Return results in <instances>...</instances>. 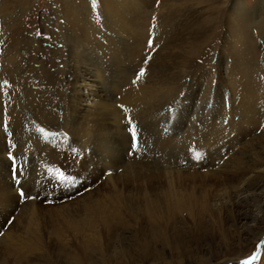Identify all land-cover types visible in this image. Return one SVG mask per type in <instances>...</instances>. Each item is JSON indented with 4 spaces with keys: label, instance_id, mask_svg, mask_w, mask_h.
I'll return each mask as SVG.
<instances>
[{
    "label": "bare ground",
    "instance_id": "6f19581e",
    "mask_svg": "<svg viewBox=\"0 0 264 264\" xmlns=\"http://www.w3.org/2000/svg\"><path fill=\"white\" fill-rule=\"evenodd\" d=\"M35 2L0 0V15L5 17L0 24V264H182L186 249L177 231L193 234L199 241L202 224H207L212 242L208 258L198 264H209L214 257L216 236L220 247L228 246L230 239L242 245L246 234L264 224V215L260 216L264 214V17L262 26H254L255 7H248L244 0H165L170 6L159 7L155 17H150L155 0H57L54 6H66L62 15L54 10L38 13ZM261 4L264 1L254 6ZM14 13L22 16L15 19ZM175 21L178 33L173 32ZM220 24L223 32L215 33L219 44L210 43L212 48L198 55L207 34ZM149 39L161 47L151 62L157 76L146 87L126 88L116 100L130 79V66L139 64ZM67 43L68 63L61 53ZM23 46L33 52L22 61L35 68L49 63L60 74L50 90L59 104L52 111L61 121L57 129L47 125L27 133L28 114L20 106L43 93L41 85L30 68L3 71ZM169 95L177 110L172 121H155L157 147L151 148H157L160 156L168 154L173 172L157 171L149 166L150 160V168L128 164L118 177L81 193L109 168L123 167L127 159V137L115 103L132 110L145 105L148 110ZM43 108L38 107L44 114ZM149 111H144L147 116L152 114ZM24 138L54 171L73 160V170L86 169L87 174L67 190H56V172L35 194L25 189L34 198L23 203L15 218L20 200L10 179L8 156L15 155L13 148ZM194 144L198 149H192ZM183 145L192 146L180 154ZM209 149L215 152L205 158ZM114 150L119 155L115 159ZM199 173L203 174L195 175ZM253 193L263 197L261 204L252 206ZM201 245L196 246L197 253H202ZM253 261L254 257L240 264Z\"/></svg>",
    "mask_w": 264,
    "mask_h": 264
},
{
    "label": "rangeland",
    "instance_id": "374dc122",
    "mask_svg": "<svg viewBox=\"0 0 264 264\" xmlns=\"http://www.w3.org/2000/svg\"><path fill=\"white\" fill-rule=\"evenodd\" d=\"M164 1L165 0H155V3H156V5L155 6H151V8H150V11L152 12V13H154L153 15H151L150 14V17H155V16H157V14L159 13L160 14V12H161V10H158V8L160 7V8H164V9H168V6H170V3H168L167 5H165L164 4ZM260 1H264V0H244V2L246 3V5L248 6V7H255V10H254V12H255V16H256V25L254 24V26H257L258 27V24H260L261 26L263 25L262 24V22L260 21V19L261 18H263L264 17V6H262V4L261 5H259L258 7H256V6H254V5H256L258 2H260ZM57 2V0H36V2H35V9L37 10V12L38 13H43V12H48V11H51V10H54L55 12H59L60 11V13L59 14H61L62 15V13H61V11H63L64 10V7H66V6H54L55 5V3ZM158 2V3H157ZM53 3V4H52ZM162 3V4H161ZM52 4V5H51ZM175 6H177V3H176V5ZM153 7H155V8H153ZM171 8V7H170ZM60 9V10H59ZM152 9V10H151ZM153 10H155L154 12H153ZM160 11V12H159ZM18 13H14L13 14V16H15V17H13V18H15V19H18V18H20L21 16H22V14L21 13H19L18 15H17ZM263 16V17H262ZM221 18L220 19H222V16H220ZM4 18L5 17H3V16H1L0 15V24L3 22V20H4ZM2 21V22H1ZM9 21H13V20H9ZM173 23V22H172ZM178 23V24H177ZM221 23V22H220ZM258 23V24H257ZM176 24V25H175ZM173 25V27H175V30H173V27H172V30H173V32L174 31H177V33L178 32H180V30H179V22H177V21H175V23H173L172 24ZM220 26H221V24L220 25H218V29H216L214 32H213V34H207V39L205 40L206 42H205V44L204 43H201V45H200V47H199V50H198V52L199 51H202V53L205 51V50H208L209 48H210V46H211V48H212V45H213V47H214V45L216 44V43H218L219 44V42H220V38L218 37V36H216L215 37V33L217 34V33H219V32H223V31H220L219 29H221L220 28ZM0 27H1V25H0ZM250 27H251V29H252V24H250ZM179 31H178V30ZM195 30V29H194ZM0 31H1V28H0ZM252 31V30H251ZM196 32H198V30L197 31H195V34H196ZM64 34V33H63ZM175 34V33H174ZM176 36H180V34H175ZM174 35V36H175ZM211 41V42H210ZM214 42H216V43H214ZM155 42L153 41V46H152V48H149L148 47V42H146L145 43V49L143 48V50L141 51V58H140V61H139V64H137L136 66H130V68H129V80H128V82H127V84H126V86H124V87H122L121 88V90H120V94L118 93V95H116L115 97V99L116 100H120V98H121V92H122V94L126 91V88H128V87H131V88H133V89H138V87H146V85L148 86L149 84H150V79L152 80L153 78H155L154 76H157V73H158V70L156 69V68H154L155 66L154 65H152V63L151 62H154V60H156L157 59V55H159L158 53L160 52V50H161V47H159L160 46V44L158 43V44H154ZM210 43H212V45L210 44ZM257 43L260 45V50H262V48H263V43L258 39V41H257ZM204 44V45H203ZM207 44V45H206ZM68 45V43L66 44V45H64V46H62V49H61V53H62V59H63V62H66V63H68L69 61H70V56H71V54H69L70 53V50H69V45ZM203 46V47H202ZM208 47V48H207ZM20 50H19V54L17 55V59H15V60H13V62L12 63H10L7 67H8V69H4L3 71H12V72H14V71H19V70H22L23 68H30V70H34V72H33V74L36 76V78H34V80L36 81L37 80V82L36 83H39L41 86V88H42V91L41 92H43V93H41L39 96H32L34 99L33 100H30V102H29V104L28 105H21L20 107L22 108V110L24 111V113H25V115L26 114H28V116H27V120H26V123H25V121H24V125L26 126V130H27V133H30L29 131L31 130L32 132H35V131H37V129L38 128H41V127H43V126H46L47 127V125H49L50 126V129L52 128V129H57V127H60L59 125V123L61 122V121H59L60 119H59V117L57 116V115H54V114H52V111H53V113H54V111L56 112V110H57V108H58V102H56V101H54V99L52 98V93H51V87L52 86H54V84L56 83V81H58V79L60 78V74L59 73H57L53 68H52V66H50L49 65V63H47V64H44L42 67H36L35 68V66H29L28 64H26L25 63V61L23 60L22 61V59L27 55V54H30L31 52H33V49L30 47V46H23V47H20L19 48ZM148 49V50H147ZM30 52V53H29ZM148 53V54H147ZM201 54V52H199V54L198 55H200ZM65 55V56H64ZM149 55V56H148ZM151 55V56H150ZM153 55V56H152ZM221 57H222V54L220 55ZM70 58V59H69ZM147 58V59H146ZM69 59V60H68ZM151 59H153L152 61H151ZM148 61L146 64H145V61ZM68 61V62H67ZM150 61V62H149ZM23 62V63H22ZM217 62V61H216ZM16 64V67H15V64ZM142 63H144V64H142ZM150 65H149V64ZM17 64H18V66L19 67H17ZM21 65V66H20ZM141 65H143V66H141ZM148 65H149V67H148ZM137 66H138V68H137ZM34 69H33V68ZM133 69H132V68ZM153 67V68H152ZM12 68V69H11ZM143 69L144 70V72H146V71H148V72H146V73H144V75L143 76H141L140 77V79L137 81V80H135L136 79V77H137V74H139L138 73V71L140 72V70L141 69ZM146 68V69H145ZM45 69V70H44ZM61 69H63V67L61 68ZM135 69H137L136 71H135ZM153 69V70H152ZM212 70H213V68H212ZM60 71H62V70H60ZM149 71H150V73H149ZM52 72V73H51ZM157 72V73H156ZM43 73V74H42ZM131 73V74H130ZM47 75V76H46ZM133 75V76H132ZM136 75V76H135ZM250 75H251V78H252V70H251V72H250ZM56 76V77H55ZM131 76V77H130ZM2 77H4V78H6L4 75H2ZM43 77L45 78V79H43ZM41 80V81H40ZM55 81V82H54ZM130 81V82H129ZM134 81H135V83H134ZM140 81V82H139ZM45 82H46V84H45ZM48 82H49V84H48ZM138 82V83H137ZM148 84H147V83ZM137 84V85H136ZM141 84H143V85H140ZM130 85H134V87L133 86H130ZM100 91V90H99ZM176 91V90H175ZM174 91V92H175ZM51 94H50V93ZM22 93H24V91H22ZM101 93V92H100ZM215 94V92L211 95V96H213ZM17 96H20V94H18ZM39 97V98H38ZM171 95H169L168 97H164V98H167V99H163V98H161V99H159V100H157V102L153 105V108H151V109H148V110H150L149 111V113H152V114H150V115H146L145 113H147L148 112V110H147V107L149 108V106H145L144 105V107H143V109H144V111H145V109H146V111L147 112H144L143 111V109L140 107V108H136V109H134V110H132L133 109V107H131V109H130V106H127V105H123L122 107H118V104L116 105V103H115V106H117V108H120V111H121V115H120V126L121 127H123V132L125 133V135H126V137H127V144H128V150L126 151V156H125V158H127V159H125V163L123 164L124 166V168L122 167V166H120L119 168H116L115 166H113L111 169L109 168L108 170H106L104 173H103V175L101 176L100 175V177L98 178V179H95L94 180V176L92 177V179L95 181L94 183H96V184H92L89 188H86L85 190H83V192H81V193H87V192H92V191H94V190H96L98 187H100L101 185H104L106 182H107V180H109L110 178H116V177H118L122 172H124L125 170L124 169H126V167L128 166V164H136V165H138V166H144V167H149V166H151V167H153V168H159V169H156L157 171H163V172H173V171H171V170H169L171 167H170V165L168 164L169 162H170V157L168 156V154L167 153H165L164 155H162V156H160V155H158L157 154V148H151V147H157L156 146V137H157V129H156V126H157V124H158V122L162 119V120H166V119H169V120H171V117L173 116V112H175L176 110H177V107H176V105H175V101L173 100V98H172V100L174 101H171ZM118 98V99H117ZM36 100H38V101H36ZM40 100H41V102H42V104H40ZM36 101V102H35ZM46 101H48V102H46ZM118 103V102H117ZM39 105L40 106H42V108L44 107L45 108V110H46V112L43 114L42 112H40L39 111V109H38V107H39ZM162 105V106H161ZM23 106H24V108H23ZM151 107H152V105H150ZM26 107V108H25ZM129 107V108H128ZM155 107H157V108H155ZM159 107H162V110H161V108H160V110L161 111H158L159 110ZM37 110H35V109ZM43 108V109H44ZM127 108H128V110H127ZM166 108V109H165ZM174 108V109H173ZM34 109V110H33ZM140 109H141V111H140ZM155 109V111H153V110ZM168 109V110H167ZM170 109V110H169ZM138 110V111H137ZM31 111H33V112H31ZM41 113L40 115L41 116H39V112ZM123 111V112H122ZM143 111V112H142ZM171 111V112H170ZM36 112H37V114H36ZM48 112V113H47ZM127 113V112H129V113H127V114H125V113ZM143 114H142V113ZM132 113H133V115H132ZM141 113V114H140ZM148 113V114H149ZM157 113V114H156ZM159 113V114H158ZM170 113V114H169ZM138 114V115H137ZM36 117H35V116ZM43 115H44V117H43ZM136 115V116H135ZM172 115V116H171ZM136 117V118H134V117ZM137 116H139V117H137ZM142 116V117H141ZM51 117V118H50ZM148 117V118H147ZM151 117V118H150ZM124 118V119H123ZM133 118H134V120H133ZM143 118H145V119H143ZM153 118V119H152ZM29 119L31 120V121H29ZM45 119V120H44ZM123 119V120H122ZM132 119V121H130ZM140 119H143L142 121L140 120ZM149 121H151L150 123H151V125L148 123V120ZM157 119V120H156ZM159 119V120H158ZM174 119V118H173ZM9 121V118H6V120L5 121ZM36 120V121H35ZM43 120V121H42ZM51 120V121H50ZM56 122H55V121ZM144 120H145V122H144ZM161 120V121H162ZM7 121V122H8ZM28 121V122H27ZM40 121V124L39 125H37L38 124V122ZM47 121V122H46ZM53 121V122H52ZM58 121V122H57ZM126 121H127V123H126ZM129 121V122H128ZM139 121V122H138ZM155 121H158V122H155ZM172 121V120H171ZM34 122V123H33ZM123 122V123H122ZM131 122V123H130ZM146 125H144L143 123ZM29 124V126H28V124ZM148 123V124H147ZM154 123V124H153ZM45 124V125H44ZM140 124V125H139ZM4 126L6 127V123H4ZM49 126H48V129H49ZM153 126H155V127H153ZM125 127H126V129H125ZM30 128V129H29ZM128 128V129H127ZM39 130V129H38ZM129 130V131H128ZM126 131V132H125ZM136 131V132H135ZM133 132H135V134H136V137H137V146H136V149H135V151H133L132 150V134H133ZM31 134V133H30ZM30 134H28V135H30ZM149 134V135H148ZM155 134V135H154ZM144 135V136H143ZM148 135V136H147ZM152 135L154 136V137H152ZM153 139V140H151V139ZM155 139V140H154ZM27 140V141H26ZM28 140H29V138L28 139H25L24 138V140L22 139V141H20V142H18L17 143V145L13 148V151H15V155L13 156L14 157V160H15V165H16V167H17V172L14 174L13 173V170H12V167H11V162L9 161V163H10V168H9V174H10V179H11V182L13 183V185H15L16 187H17V191H18V193H19V191H20V189L22 188L23 190H24V192H25V189H27V190H29V191H31V193H33V194H35L37 191H39L40 190V188L44 185V183H46V181H47V177H50L52 174H54V172H56V171H54V168L52 167V166H50L49 165V163L47 162V161H44V159L42 160V161H40L42 158H39L40 156L37 154V151H35V149L33 148V145L30 143V140H29V142H28ZM141 141V142H140ZM143 141V142H142ZM149 141V142H148ZM154 141H155V143H154ZM227 141V142H226ZM21 142H22V144H21ZM24 142V143H23ZM26 142H28V143H26ZM153 142V143H152ZM26 143V144H25ZM148 143H152L151 145L150 144H148ZM228 143V139L227 138H224V144H227ZM21 144V145H20ZM29 144H31L30 146H28ZM24 145H26V147H25V150H24ZM144 145V146H143ZM19 146V147H18ZM23 146V147H22ZM147 146V147H146ZM149 146V147H148ZM189 146H192V145H183L182 147H180L179 149H181V150H179V152H180V154H182L183 153V149H185V150H187L188 149V147ZM30 149H29V148ZM31 147H32V149H33V152H29V151H31L32 149H31ZM130 147V148H129ZM193 148V150L194 149H198L197 147H196V145L194 144L193 146H192ZM195 147V148H194ZM23 148V149H22ZM139 148V149H138ZM142 148V149H141ZM149 148H150V150H149ZM187 148V149H186ZM15 149V150H14ZM20 149H21V151L23 152H21L20 151ZM130 149V150H129ZM151 149H152V151H151ZM20 152H19V151ZM142 150V151H141ZM153 150L155 151V152H153ZM25 151V152H24ZM147 151H148V153H147ZM19 154H18V153ZM26 152H29V153H26ZM133 152V153H132ZM143 152V153H142ZM214 150L213 149H209L208 150V153H207V155L205 156V158H209V156L210 155H212V154H214ZM128 153V154H127ZM132 153V154H131ZM151 153H152V155H153V153H154V155L152 156L151 155ZM227 153H228V149H224V157L225 156H227ZM28 154V155H27ZM115 156H114V155ZM130 154V155H129ZM135 154V155H134ZM145 154V155H144ZM21 157H20V156ZM24 155H27V156H25L24 157ZM34 155V156H33ZM150 155V156H149ZM111 156H112V158L113 159H115L117 156H119V155H117L116 154V151L114 150L113 152H112V154H111ZM131 156V157H130ZM139 156V157H138ZM145 156V157H144ZM152 156V159L150 158ZM25 159H24V158ZM32 157H34V158H32ZM133 157V158H132ZM143 157V158H142ZM149 157V158H148ZM20 158V159H19ZM22 158V159H21ZM132 158V159H131ZM142 158V159H141ZM146 158H148V159H146ZM192 158V157H191ZM200 158V156L199 155H197L195 158H193L194 160H196V163L198 162L197 160ZM146 159V160H145ZM23 160H25V161H23ZM27 160V161H26ZM69 160H71V159H69ZM149 160H150V163H149ZM152 160V161H151ZM160 160V161H159ZM28 161H31V162H28ZM42 162V164H40ZM130 162V163H129ZM144 162H146V163H144ZM149 163V166H148V163ZM21 163V164H20ZM69 164H70V166H69V164H68V167L66 166V167H64L63 169H61L59 172H56L55 173V181H56V183L54 184L55 185V188H56V190H67L70 186H72V185H74L77 181H79V182H81L83 179L82 178H84V176L87 174V171H86V169L84 170V169H75V170H73V167L75 166V164H74V161L73 160H71V161H69L68 162ZM142 163V164H141ZM144 163V164H143ZM161 163V164H160ZM166 164V165H164V164ZM29 164V165H28ZM33 164H35V165H33ZM46 164H47V166H46ZM67 164V163H66ZM74 165V166H72V165ZM150 164H152V165H150ZM175 164V163H174ZM33 166V168H32V166ZM39 165V167H37ZM126 165V166H125ZM155 165H156V167H155ZM41 166V167H40ZM44 166H45V168H44ZM49 166H50V168H49ZM21 167V168H20ZM115 167V168H114ZM161 167V168H160ZM53 168V170H52V172H50L51 171V169ZM121 168V169H120ZM150 168V167H149ZM168 168V169H167ZM48 169V170H47ZM115 169V170H114ZM12 170V171H11ZM36 170V171H35ZM46 171V173H45V171ZM50 170V171H49ZM78 170V171H77ZM109 170H111V172L109 171ZM44 171V172H43ZM77 171V172H76ZM23 173L22 175L20 174V173ZM37 172V173H36ZM67 172V173H66ZM74 172V176L71 178V177H67V175H70V174H72ZM109 172V174H107ZM60 173V174H59ZM204 173H207V172H204ZM21 176H20V175ZM26 174V175H25ZM43 174H44V176L45 177H43ZM106 174H107V176H106ZM114 174V175H113ZM185 174H189V175H191L192 173H185ZM201 174H203V173H199V174H195V175H201ZM11 175H13V178H11L12 176ZM33 176V177H31V176ZM35 175V176H34ZM62 175V176H61ZM192 175H194V174H192ZM19 176H20V178H19ZM111 176V177H110ZM57 177V178H56ZM102 177V178H101ZM105 177V178H104ZM37 178V179H36ZM107 178H109V179H107ZM21 179V180H20ZM27 179H29V180H27ZM34 181H33V180ZM102 181H101V180ZM13 180V181H12ZM16 180H19L20 181V183L19 184H17L15 181ZM23 180H25V183H24V181ZM39 180V181H38ZM30 181H32V182H30ZM101 181V182H100ZM104 181V182H103ZM27 182V183H26ZM35 182V183H34ZM98 182H100V183H98ZM30 183H32V184H30ZM102 183V184H101ZM21 184H22V186H21ZM24 184H25V186H24ZM27 184V185H26ZM35 184V185H34ZM40 184V185H39ZM57 185V186H56ZM99 185V186H98ZM30 186V187H29ZM62 186V187H61ZM65 186V187H64ZM33 187V188H32ZM38 187V188H37ZM19 189V190H18ZM34 189V190H33ZM37 190V191H36ZM88 190V191H87ZM92 190V191H91ZM17 193V194H18ZM80 193V194H81ZM253 194H255V193H253ZM260 193H256L255 194V196L254 197H252L250 200L252 201H249V202H251L252 203V206H257L258 204V201H260V203L259 204H261V202L263 201V197H261L260 198ZM18 196H19V194H18ZM257 196H259V197H257ZM19 200H20V202H19V207H18V209L16 210V213L14 214V215H16L15 216V218L19 215V213H20V211H21V208L25 205V204H27V203H31V201L30 200H32V199H27V200H21V198H20V196H19ZM28 200L30 201V202H28ZM215 200V199H214ZM22 202V203H21ZM27 202V203H26ZM256 202V203H255ZM23 203H25V204H23ZM250 203V204H251ZM254 203V204H253ZM256 204V205H255ZM262 204H263V202H262ZM262 204H261V208H262V210H263V207H264V204H263V206H262ZM22 206V207H21ZM218 208V207H217ZM216 207H214V209H217ZM19 210V211H18ZM13 215V216H14ZM225 215V214H224ZM264 214H262V213H260V216H263ZM182 216L185 218V216H186V214L185 213H183L182 214ZM14 220V217H13V219H12V221ZM11 221V222H12ZM204 226V227H203ZM180 228H182L181 226H180ZM183 229V228H182ZM208 226H207V224L205 225V224H202L201 226H200V228H199V230H198V237L199 238H201V239H199V241H197V240H195L196 238H193L191 235H193V234H188L187 232H184V230H178L177 231V234H176V236H177V239L179 238V243H180V245H182V246H184L185 247V249H186V252H184V255L182 256V264H198V263H203L207 258H208V256H209V253H210V249L208 248L209 247V244H211V242H212V240H211V238H210V234H209V232H208ZM194 239V240H193ZM220 240V237H218V236H216L215 237V248H217V249H215V248H213L212 250L214 251V257L213 258H211V260H210V262H209V264H240V263H243V261H248L249 259H251V258H253L254 257V261H253V263H251V264H264V224H257L256 225V227L254 228V230L252 231V233H248V234H246L244 237H243V243H242V245L240 244V243H238V241L235 239V240H232V239H230V240H228L227 242H228V246H225V247H220L219 246V240ZM216 241H218V242H216ZM198 242H200V243H202V253H197L196 252V246L198 245V244H200V243H198ZM252 248V249H251ZM160 252H162L161 250L160 251H158V254H160ZM185 253H186V255H185ZM204 253V254H203ZM212 254V253H211ZM168 257H169V259H170V253H168V252H166V258L168 259ZM248 259V260H247ZM201 260H203V261H201ZM167 262H169V261H167ZM176 264H178V263H176Z\"/></svg>",
    "mask_w": 264,
    "mask_h": 264
},
{
    "label": "snow or ice",
    "instance_id": "6c2138e0",
    "mask_svg": "<svg viewBox=\"0 0 264 264\" xmlns=\"http://www.w3.org/2000/svg\"><path fill=\"white\" fill-rule=\"evenodd\" d=\"M152 46H153V41H152L151 39H149V40H148V47H149V48H152ZM145 63H147V60L145 61ZM143 75H144V70L141 69L140 72H139V74H138L137 77H136V80H139L140 77L143 76ZM134 83H135V81H134ZM136 146H137V137H136L135 132H133V134H132V149H133V151L136 149ZM8 160L11 162V167H12L13 173L15 174V173L17 172V168H16V165H15L14 157H13L12 155H9V156H8ZM20 174L22 175L23 173L21 172ZM15 182H16L17 184L20 183L19 180H16ZM18 194H19L21 200L33 199V198H34V197H30V196H28V195L24 192V190H23L22 188L20 189V191H19Z\"/></svg>",
    "mask_w": 264,
    "mask_h": 264
}]
</instances>
